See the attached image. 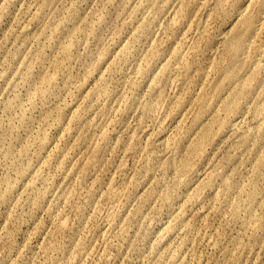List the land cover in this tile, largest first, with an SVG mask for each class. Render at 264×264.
<instances>
[{"label": "rangeland", "instance_id": "374dc122", "mask_svg": "<svg viewBox=\"0 0 264 264\" xmlns=\"http://www.w3.org/2000/svg\"><path fill=\"white\" fill-rule=\"evenodd\" d=\"M263 42L264 0H0V264H264Z\"/></svg>", "mask_w": 264, "mask_h": 264}, {"label": "bare ground", "instance_id": "6f19581e", "mask_svg": "<svg viewBox=\"0 0 264 264\" xmlns=\"http://www.w3.org/2000/svg\"><path fill=\"white\" fill-rule=\"evenodd\" d=\"M245 43H246V37L243 36L242 34H238L236 39H235V42L233 43V47H234V50L236 52L235 54V57H234V61L236 59H238V61H235L234 63H238L239 62V55L240 53L244 50V46H245ZM255 52L260 56V55H264V42L262 44H258L257 46H255L254 48ZM254 54V53H253ZM237 55V56H236ZM252 57V56H251ZM255 57V56H254ZM261 57V56H260ZM263 57V56H262ZM261 57V58H262ZM261 58H260V61H261ZM253 60V59H252ZM258 60V59H257ZM246 61V60H245ZM250 61V60H249ZM256 61V60H255ZM260 63V62H259ZM258 63V64H259ZM257 64V63H256ZM261 64L259 65H254V67H258L260 66ZM264 64H262L261 66H263ZM245 66V65H244ZM248 66V65H247ZM261 66L259 68H261ZM254 68V69H255ZM258 68V69H259ZM251 70V69H250ZM261 70V69H260ZM252 71V70H251ZM233 76L232 73H229L228 74V77L231 78Z\"/></svg>", "mask_w": 264, "mask_h": 264}]
</instances>
